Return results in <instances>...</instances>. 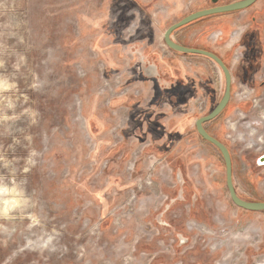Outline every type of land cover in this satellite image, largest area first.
<instances>
[{
    "label": "rangeland",
    "instance_id": "374dc122",
    "mask_svg": "<svg viewBox=\"0 0 264 264\" xmlns=\"http://www.w3.org/2000/svg\"><path fill=\"white\" fill-rule=\"evenodd\" d=\"M211 5L0 0V264H264L262 222L213 209L199 222L187 202L162 209L172 169H159L161 183L147 154L118 145L134 122L122 99L138 91L135 37L149 20L162 34ZM250 96L236 97L253 105ZM254 99L251 111L223 117L224 144L250 161L264 154V121L249 129L263 117L264 89ZM255 171L264 198V165Z\"/></svg>",
    "mask_w": 264,
    "mask_h": 264
},
{
    "label": "crops",
    "instance_id": "0c3cea01",
    "mask_svg": "<svg viewBox=\"0 0 264 264\" xmlns=\"http://www.w3.org/2000/svg\"><path fill=\"white\" fill-rule=\"evenodd\" d=\"M233 1L237 0L227 3ZM147 24L139 37H135L134 44L139 56L135 59L143 61L136 65L137 72L132 81L138 91L137 94L129 92L133 100L122 99V102L126 100L127 106H132L134 122L120 130L118 145L120 148L128 146L124 151L126 156L138 153L143 159L147 154L155 164L152 175L161 183L164 176L158 177L159 169H163V165L172 169L175 181L161 184L160 193H173L174 197L162 209L174 204L183 207L187 202V211L191 207L192 211L200 212L199 216L193 217L199 222L208 224L206 216L213 209L221 215H229L232 222H245L246 226L262 222L261 226H264V210H245L231 201L222 156L195 128V121L210 112L222 98L224 77L221 70L203 55L168 48L156 24L151 20ZM234 31L239 33L234 35ZM171 38L180 45L213 52L229 68L230 100L221 117L218 115L203 124L207 133L227 142L223 117L252 108L249 100L236 97L239 90L248 91L251 98L263 93L264 0H256L242 10L218 13L192 22L174 31ZM230 154L232 183L237 195L247 201H264L261 176L255 171L260 165L258 157L250 161L247 154ZM189 194L193 195L190 202Z\"/></svg>",
    "mask_w": 264,
    "mask_h": 264
},
{
    "label": "water",
    "instance_id": "95a60500",
    "mask_svg": "<svg viewBox=\"0 0 264 264\" xmlns=\"http://www.w3.org/2000/svg\"><path fill=\"white\" fill-rule=\"evenodd\" d=\"M256 0H237L233 2H229L226 4H220V5H214L208 8L199 9L196 11H193L186 16L182 17L177 22H174L170 24L163 33V41L165 45L175 51H179L182 53H190V54H198L203 55L209 59H211L221 70L223 77H224V92L222 95V98L218 102V104L207 114L199 117L195 121V128L197 133L207 142L211 143L213 146L217 148L219 153L222 156L224 166H225V181H226V187L229 193V197L231 201L240 208H243L245 210H251V211H262L264 210V201H247L242 198H240L237 193L235 192L233 183H232V159L231 154L227 146L215 138L214 136L207 133V131L204 129L203 124L205 122L211 121L215 119L218 115L221 114L223 109L226 107L227 103L230 100L231 96V74L229 71V68L227 65L222 61L220 57H218L216 54H214L211 51H207L200 48H193V47H187L180 45L172 40L171 35L174 31L177 29L196 21L200 18L211 16L218 13H224V12H231V11H237L242 10L247 7H249L251 4H253ZM211 4H216L219 2V0H210ZM140 63H143V61L139 60ZM258 164L264 163V156L261 157L260 160L257 162Z\"/></svg>",
    "mask_w": 264,
    "mask_h": 264
},
{
    "label": "bare ground",
    "instance_id": "6f19581e",
    "mask_svg": "<svg viewBox=\"0 0 264 264\" xmlns=\"http://www.w3.org/2000/svg\"><path fill=\"white\" fill-rule=\"evenodd\" d=\"M256 104H258L257 101H256ZM263 110H264V109H263ZM263 110H262V111H263ZM262 113H263V112H262ZM257 115H258V113H257ZM261 121H264V113H263V117L261 118V120H260V119H259V121H255V120H254V121H253V124H250L249 129L251 130V132H253V134H254V132H255L256 125H259ZM233 124H234V123L231 122V125H233ZM233 126H234V125H233ZM234 127H235V126H234ZM231 128H232V129H235V128H233L232 126H231ZM253 134H252V135H253ZM262 139H263V138H262ZM259 140L262 141L261 138H259ZM251 144H252V143H251ZM147 182H148V181H147ZM12 199H15V198H12ZM7 201H8V200H7ZM4 203H5V202H4ZM8 203H9V201H8ZM5 204H6V203H5ZM4 209H5V208H4Z\"/></svg>",
    "mask_w": 264,
    "mask_h": 264
},
{
    "label": "built area",
    "instance_id": "2783aa9c",
    "mask_svg": "<svg viewBox=\"0 0 264 264\" xmlns=\"http://www.w3.org/2000/svg\"><path fill=\"white\" fill-rule=\"evenodd\" d=\"M236 33H239V31H237V32H236V31H234V33H233V34L235 35ZM244 97H246V98H249V96H247V95H244ZM251 99L253 100V103L255 104V99H254V98H251ZM251 99H250V100H251ZM254 104H253L252 106H254ZM262 155H264V154H262ZM262 155H260V156H262ZM261 165H264V163H263V164H261Z\"/></svg>",
    "mask_w": 264,
    "mask_h": 264
},
{
    "label": "flooded vegetation",
    "instance_id": "af4514ba",
    "mask_svg": "<svg viewBox=\"0 0 264 264\" xmlns=\"http://www.w3.org/2000/svg\"><path fill=\"white\" fill-rule=\"evenodd\" d=\"M214 5H219V4L216 3V4H212L211 6H214ZM252 107H253V106H252ZM251 124H253V123H251ZM257 141H258V142H261V141L259 140V137H258ZM250 145H251V143H250ZM263 156H264V155L259 156L257 159L260 160L261 157H263ZM258 160H257V161H258Z\"/></svg>",
    "mask_w": 264,
    "mask_h": 264
},
{
    "label": "trees",
    "instance_id": "16d2710c",
    "mask_svg": "<svg viewBox=\"0 0 264 264\" xmlns=\"http://www.w3.org/2000/svg\"><path fill=\"white\" fill-rule=\"evenodd\" d=\"M207 17H209V16H206V17H203V18H200V19H198V20H201V19H205V18H207ZM198 20H196V21H198ZM193 22H195V21H193ZM192 23V22H191ZM191 23H189V24H191ZM188 25V24H187ZM186 26V25H185Z\"/></svg>",
    "mask_w": 264,
    "mask_h": 264
},
{
    "label": "clouds",
    "instance_id": "9594fccd",
    "mask_svg": "<svg viewBox=\"0 0 264 264\" xmlns=\"http://www.w3.org/2000/svg\"><path fill=\"white\" fill-rule=\"evenodd\" d=\"M3 191L7 192V191H8V189H3Z\"/></svg>",
    "mask_w": 264,
    "mask_h": 264
}]
</instances>
